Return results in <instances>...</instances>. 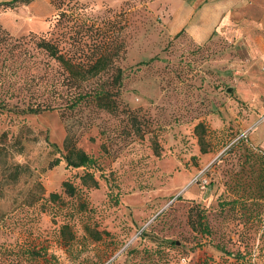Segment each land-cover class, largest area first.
I'll return each instance as SVG.
<instances>
[{"label": "rangeland", "instance_id": "rangeland-1", "mask_svg": "<svg viewBox=\"0 0 264 264\" xmlns=\"http://www.w3.org/2000/svg\"><path fill=\"white\" fill-rule=\"evenodd\" d=\"M206 2L0 6V93L15 94L0 109V133L24 135V121L35 139L14 160L40 170L68 137L96 159L101 175L98 188L83 190L82 216L100 237L85 235L75 219L70 251L58 242V221L15 198L20 183L0 199V264H264V151L249 140L264 118V29L250 22L242 38L225 31L190 39L179 28L182 4ZM28 35H45L84 67L100 54L112 62L94 77L67 79ZM101 88L113 112L93 99ZM24 107L47 110L15 113ZM197 123L206 128V153ZM82 171L62 161L40 180L47 193L60 192L66 179L78 184ZM34 238L43 258L23 251Z\"/></svg>", "mask_w": 264, "mask_h": 264}, {"label": "trees", "instance_id": "trees-1", "mask_svg": "<svg viewBox=\"0 0 264 264\" xmlns=\"http://www.w3.org/2000/svg\"><path fill=\"white\" fill-rule=\"evenodd\" d=\"M31 0H9L0 3L2 8L14 7V3H28ZM3 36L7 39H12L8 34L1 32ZM29 38L36 39V47L44 51L47 56L56 62L65 72L66 78H75L78 80H86L90 77H94L96 74L104 70L107 61L109 64L112 59L106 55L100 54L96 57L88 67H84L79 62H75L71 57L63 53L57 44L45 37V35L40 36H30ZM20 40L26 39V37H19ZM17 41V40H15ZM122 46L119 44V47ZM121 70L116 69L114 74L113 83L119 88L121 84ZM93 99L96 104L110 112L115 110L114 104L110 101L108 97V91L101 88L95 91L93 94ZM15 94L13 91H4L0 93V109L3 108L6 101L14 99ZM81 95L74 100V104H78ZM47 109H42L36 111L30 107H24L21 110L15 112L18 115L41 113ZM9 112L10 109H7ZM20 131L24 135H19L10 132L9 130H4L0 133V199L4 198L8 192L15 189L18 184H21V188L18 189L15 198H20V203L28 209L39 208L41 212H46L53 221H58L57 238L61 246L65 247L66 251H70L75 243L76 236L73 228V223L75 219H79L81 222L82 231L85 235L97 240L100 237V232L92 227H90L86 222L83 221L82 216L86 209V204L84 201V189L98 188V178L96 177L95 170L99 168L97 166V161L94 157L88 155L80 148H77L70 143L68 137L63 141V153L58 152L59 155L53 157L48 161L45 167L40 170L32 168L27 162L19 163L14 160L16 155H22L25 151L24 143H30L35 141L34 137L29 139L27 136L30 134L29 127L22 122ZM196 133L197 142L201 153H206L208 151L206 141L204 140V135L206 133V128L203 123H197L194 127ZM65 162L66 168H82L83 171L77 176L79 182L75 184L73 181L66 179L60 184V192L51 191L46 192L41 180L40 175L47 170L54 168L61 162ZM14 198V197H13ZM17 200V199H15ZM14 201V199L12 200ZM2 218L0 217V221ZM1 223V222H0ZM202 229L207 231L208 226L205 222L201 223ZM25 241V240H24ZM36 238L29 239L23 249L24 253L27 254L29 258H43L44 253L40 251L37 246L39 243H35ZM22 249V248H20ZM231 255V254H230ZM205 264H213L212 262L203 261ZM220 264V263H217Z\"/></svg>", "mask_w": 264, "mask_h": 264}, {"label": "crops", "instance_id": "crops-1", "mask_svg": "<svg viewBox=\"0 0 264 264\" xmlns=\"http://www.w3.org/2000/svg\"><path fill=\"white\" fill-rule=\"evenodd\" d=\"M182 5L179 28L190 39H205L208 34L225 31L242 38L243 25L250 22L264 29V3L260 0H211L200 7L190 3ZM249 140L264 151V118L249 134Z\"/></svg>", "mask_w": 264, "mask_h": 264}]
</instances>
